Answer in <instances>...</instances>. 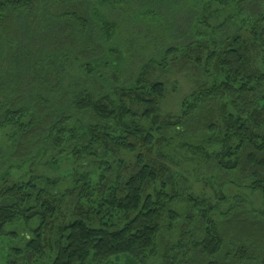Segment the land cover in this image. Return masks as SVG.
Instances as JSON below:
<instances>
[{
    "label": "trees",
    "instance_id": "trees-1",
    "mask_svg": "<svg viewBox=\"0 0 264 264\" xmlns=\"http://www.w3.org/2000/svg\"><path fill=\"white\" fill-rule=\"evenodd\" d=\"M96 1L107 2L0 0V131L13 130L0 148V240L16 242L7 264H264V219L243 207L219 213L225 198L214 206L192 193L161 152L187 149L214 190L257 192L264 205V67L253 66V52L264 58V0H233L238 15L256 18L248 40L235 18L204 24L193 0H123L159 19L135 37L90 18ZM171 66L205 80L178 115L163 116L167 88L151 70ZM63 157L74 163L70 189L33 172L6 179ZM65 200L71 220L60 223Z\"/></svg>",
    "mask_w": 264,
    "mask_h": 264
},
{
    "label": "rangeland",
    "instance_id": "rangeland-1",
    "mask_svg": "<svg viewBox=\"0 0 264 264\" xmlns=\"http://www.w3.org/2000/svg\"><path fill=\"white\" fill-rule=\"evenodd\" d=\"M233 0H193L192 5L194 8V13L198 16H202L204 24H208L212 27H217L224 22L225 18H235L234 20L238 23L241 29V35L244 40H248L249 31L247 24L249 22H254L256 18L252 16L253 14L247 13L238 15L236 7L234 6ZM254 4V3H253ZM139 5H142L139 2ZM264 10V8L262 9ZM91 14V15H90ZM91 18H94L95 22L98 24H103L104 22H109L113 24L117 30L124 28V30L134 32L135 37L138 35L142 28L150 23L159 20L157 15L153 14L151 11L143 10V8L138 7L136 2L126 3L123 0H107V2L96 1L91 6V12L88 14ZM211 27V28H212ZM199 38L202 37V33L205 30L204 27H199L196 29ZM114 44H119V42H113ZM138 47V46H136ZM137 49V48H134ZM139 50V48L137 49ZM253 66L263 69L264 58L260 55L259 51L253 52ZM137 64L138 60H134ZM132 67V66H131ZM151 78L158 82L165 84L167 88V94L165 99L161 102V113L163 116H174L180 113V106L183 99L189 95L198 86V82L204 81L201 77H196L193 72L187 67H169L165 70H160L158 67L151 70ZM209 82V81H208ZM12 135L13 130L6 128L0 131V148L3 151H7L12 146ZM161 152L163 153L162 162L165 163L170 170H172L179 177L184 178L187 182L186 185L191 188V192L197 196H204L208 198L211 205H216L219 198H225V201L220 203L218 212H224L229 207L234 206L235 208H246L252 212H255L257 216L264 219V205L263 199L259 193H252L245 189H237L230 184H225L222 186V190L213 189L211 184L204 180L200 171L202 168V161L195 158L187 149L179 148L177 145H167L162 147ZM62 163L59 167L49 170L44 166H29L22 168H11L7 180L9 184L16 182H26L29 179V173L37 174L44 177H49L51 181H61L57 189L59 192L65 189L71 188V176L74 171H72L74 163H71L69 158L63 157ZM118 158L130 164L133 159L130 155L121 152ZM161 161V160H160ZM37 162L35 165H37ZM114 167H116L114 165ZM129 168V166H128ZM126 170V169H125ZM126 171H120V176L125 177ZM202 175V176H201ZM115 179V176L112 177ZM55 181V182H56ZM4 184L0 183V189ZM56 189V190H57ZM217 191V192H216ZM221 196V197H220ZM67 200L62 204V215L59 216L58 221L60 223L66 222L70 219H63V214L66 212ZM20 225L15 224L13 227H7L6 232L11 233V231H19ZM20 239L26 238L27 232L17 233ZM15 240L10 236H4L0 240V264H7L10 258L11 249L16 245ZM19 245V242H17ZM22 244V243H21ZM21 244L19 246H21ZM248 250L254 251V246L250 244H245ZM239 247L232 248L228 251V254H233L235 250ZM257 255V254H256ZM255 257L258 259V256ZM49 259L46 257H36V260L31 261V264H48ZM106 264H132L128 257L122 256L118 258H113ZM152 264V263H151ZM251 264H258L255 260Z\"/></svg>",
    "mask_w": 264,
    "mask_h": 264
}]
</instances>
